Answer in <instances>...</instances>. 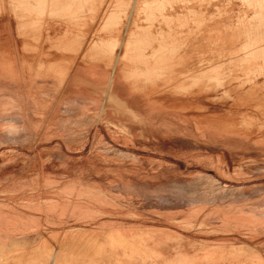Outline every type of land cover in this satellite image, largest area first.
<instances>
[{"label": "rangeland", "instance_id": "obj_1", "mask_svg": "<svg viewBox=\"0 0 264 264\" xmlns=\"http://www.w3.org/2000/svg\"><path fill=\"white\" fill-rule=\"evenodd\" d=\"M140 1L142 6L159 2L169 11L167 18L184 22L185 35L190 30H198V37L204 33L216 60L229 62L207 80L211 91L198 95L192 105H177L187 107L197 121H208L209 130L171 117L159 122L164 114L147 111H137L133 116L139 119L121 127L117 118L129 116L128 106L113 104L115 120H108L100 88L99 99L79 86L59 99L57 75L47 67L39 70L41 59L22 52L14 22L24 83L30 85L28 99L56 103L45 129H28L19 122L21 96L13 82L1 80L0 260L58 245L65 237L67 242L104 234L129 239L145 230L166 238L188 264L215 253H223L222 261L192 264H264V0ZM110 23L101 33L114 42L102 40L105 73L110 72L105 62L120 42L112 36L119 22ZM30 41L36 45L33 36ZM125 80L129 86L133 78ZM224 123L225 129L216 125ZM125 133L136 136L124 141ZM152 259L143 261L155 264ZM178 259L171 263L179 264Z\"/></svg>", "mask_w": 264, "mask_h": 264}, {"label": "bare ground", "instance_id": "obj_2", "mask_svg": "<svg viewBox=\"0 0 264 264\" xmlns=\"http://www.w3.org/2000/svg\"><path fill=\"white\" fill-rule=\"evenodd\" d=\"M130 2L123 0H0V21L2 22L0 24V84L1 80L13 82L17 95L21 96L18 105L23 107V112L19 122L23 126L37 131L43 125L45 129V120L54 113L56 100L46 102L37 100L35 97L32 100L28 99L31 97L28 91L30 85L26 86L28 83L26 85L24 83L26 76L21 65L23 58L20 57L19 39L15 35L14 22L19 25V34L24 46L22 52L41 59L39 70L47 67V71L57 75L60 88L56 97L59 99L68 96L78 86L84 92L100 97L97 95L100 88V93L105 95L101 105L102 112L108 120L113 122L115 120L111 110L114 108L113 104L117 106L120 103L128 106L129 116L123 114L124 116L117 118L121 122L118 123L121 127L128 125L126 120H133V118L135 120L136 116L133 114H138L137 111L139 113L147 111V114H164L165 117L162 118V115V119L156 117L159 122L171 117L182 120V123H188L190 126L193 125L197 130L207 131L210 128L208 121H197L196 117L188 116L190 111L187 107L178 108L177 105H192L198 95L211 91L208 82L209 79L211 80L210 77L227 67L229 62L227 63L225 57L221 56L222 61L216 60L218 56L215 57L213 54V46L210 41H207L208 37L203 36L204 33L198 37V30H190L189 35H185L184 30L182 31L184 22L174 21L175 18L172 17L167 18L169 11L160 6L159 2L154 5L148 4V6L139 5V0H136L134 5ZM179 12L182 14L181 11ZM186 12L183 13V17L185 14L187 16ZM115 19L119 22V28L112 30L115 31L112 36L120 42L117 44L114 56L108 58L107 63L105 62L106 66L110 65V72L105 73L101 67V61L103 52L107 48H102L104 38L101 37V33L107 31V26ZM143 19L145 22L140 23ZM138 26H143L144 29L140 30V27L137 30ZM32 36L37 40L36 45L30 41ZM104 41L110 44L112 38ZM106 57L109 56L106 55ZM215 61L219 64L214 65ZM199 63L202 66L196 67ZM131 78H133L132 83L127 86L126 80H123L128 81ZM140 80H143V83H140ZM80 93L83 94V92ZM75 98L78 99L76 96ZM98 102L100 101H97V104ZM168 102L171 104H167ZM4 108L5 106H0V117L5 113ZM140 117H142L141 114ZM220 124L216 125L226 128V123ZM125 135L128 138L124 136V141L133 140L131 137L136 136L134 133L132 136L126 133ZM114 236L104 234L94 239L76 237L72 239L73 242H67L68 237H65L66 239L60 240L58 245L35 247L36 249L27 254H24L26 250L23 248L24 253L19 257H7L6 260H0V264L9 261H13L14 264H138L144 262V257H147V260L159 258H155L156 262L152 259L155 264H172L173 260L182 256V253L173 251L174 246L157 233L142 230L129 239L127 236ZM176 250H179V246ZM222 255L223 253L206 254L194 259L201 261L210 258L213 262H217L222 259ZM183 259L181 260V257L178 259L179 264ZM195 261L192 260V263ZM148 262L150 263V260Z\"/></svg>", "mask_w": 264, "mask_h": 264}]
</instances>
